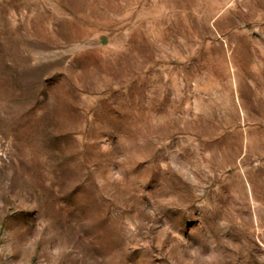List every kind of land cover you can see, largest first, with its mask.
I'll return each mask as SVG.
<instances>
[{
  "label": "rangeland",
  "instance_id": "rangeland-1",
  "mask_svg": "<svg viewBox=\"0 0 264 264\" xmlns=\"http://www.w3.org/2000/svg\"><path fill=\"white\" fill-rule=\"evenodd\" d=\"M0 264H264V0H0Z\"/></svg>",
  "mask_w": 264,
  "mask_h": 264
}]
</instances>
